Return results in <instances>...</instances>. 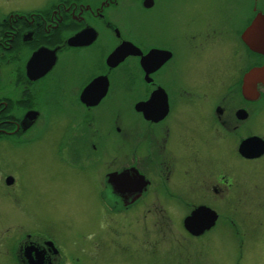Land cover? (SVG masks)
Here are the masks:
<instances>
[{
	"label": "flooded vegetation",
	"instance_id": "obj_1",
	"mask_svg": "<svg viewBox=\"0 0 264 264\" xmlns=\"http://www.w3.org/2000/svg\"><path fill=\"white\" fill-rule=\"evenodd\" d=\"M260 13L264 0H0V201L24 200L33 181L24 154L41 144L77 169L89 158L98 168L109 158L96 180L109 192L113 212L133 210L149 198L156 178L150 170L161 177L156 190L173 200L181 195L166 180L179 181L181 169L193 180L202 169L212 171L214 182L203 184L229 198L232 176L205 163L231 153L264 159V150L256 156L240 150L246 139L264 141L252 126L264 106V73L251 83L256 94L243 87L248 70L264 67V37L252 42L256 49L243 37L252 24L264 30ZM122 171L140 187L117 188L108 180L110 172ZM147 201L149 209L157 208L158 200ZM210 203L187 204L181 223L191 237L225 226L229 208ZM202 204L217 217L194 234L183 220ZM31 211H16L31 217L27 227L24 220L10 222L11 210L0 206V240L7 244L0 264L76 262L78 256L34 227L42 217Z\"/></svg>",
	"mask_w": 264,
	"mask_h": 264
},
{
	"label": "rangeland",
	"instance_id": "obj_2",
	"mask_svg": "<svg viewBox=\"0 0 264 264\" xmlns=\"http://www.w3.org/2000/svg\"><path fill=\"white\" fill-rule=\"evenodd\" d=\"M197 78L202 80L200 74ZM57 118L58 115L52 117ZM257 118L258 124L252 126L263 135L264 106ZM197 148L200 146L196 143L194 150ZM224 148L223 144L222 151ZM12 155L10 152L9 156ZM24 157L27 158L25 172L33 179L26 186L29 191L18 205L3 199L0 206L11 210L6 217L10 222L24 220L27 227L32 225L31 217L24 218L23 213L16 211L33 209L32 214L42 217L34 227L47 231L63 250L78 256L76 262L69 264H264V159L250 161L231 153L225 160L205 163L232 176L227 199L203 184L214 182L210 170L202 169L203 176L194 175L193 180L181 169L176 174L179 181L166 180L171 190L181 195H173L177 196L174 200L171 194L156 190L161 177L150 170L156 178L146 201L152 200L156 205L158 200L157 208L149 209L145 201L133 210L113 212L109 192L96 180V174L105 170L109 158L99 168L89 158L77 169V165H70L74 164L72 161L56 158L44 144L36 145ZM187 167L188 164L183 166ZM196 168L200 166L196 164ZM184 191L191 193L187 195ZM201 199L222 208L226 204L229 210L225 212L227 218H223L225 226L195 238L183 230L181 221L189 211L187 204ZM4 243L5 240H0V253H7ZM1 263L7 264V260L2 259Z\"/></svg>",
	"mask_w": 264,
	"mask_h": 264
},
{
	"label": "water",
	"instance_id": "obj_3",
	"mask_svg": "<svg viewBox=\"0 0 264 264\" xmlns=\"http://www.w3.org/2000/svg\"><path fill=\"white\" fill-rule=\"evenodd\" d=\"M264 21V13H260L257 16V21ZM255 21V20H254ZM256 24H252L246 28L243 33V37L245 38L246 42L250 45L251 48L256 49L252 44V42L261 40L264 37V30L263 31H255ZM123 52L119 50L116 53ZM111 55L114 56L112 52ZM264 73V67H253L248 70L244 75V93L252 92L256 94L253 86L251 87V83L254 82L256 77L260 74ZM96 79L91 81L83 90L82 96L86 93L85 91L91 86ZM250 81V83H249ZM106 91V85H103L101 91L97 94V97L102 96ZM261 140V141H260ZM240 150L246 156H256L259 155L264 150V141L260 139V137L255 136L250 139H246L242 141L240 144ZM140 178V177H138ZM108 180L114 183L115 187L123 188L124 186H128V184H136L138 187L141 185V181L139 179H132L130 178L125 171L122 172H110L108 176ZM118 185V186H117ZM217 217V213L214 209L207 205H199L195 207L190 214L184 217L183 223L184 226L191 231L192 233H199L205 228H209L211 225L214 224V221Z\"/></svg>",
	"mask_w": 264,
	"mask_h": 264
}]
</instances>
